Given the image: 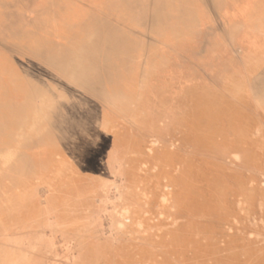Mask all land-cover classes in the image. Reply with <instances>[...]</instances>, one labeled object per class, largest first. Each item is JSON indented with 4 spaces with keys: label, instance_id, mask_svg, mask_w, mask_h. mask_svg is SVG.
I'll return each instance as SVG.
<instances>
[{
    "label": "rangeland",
    "instance_id": "1",
    "mask_svg": "<svg viewBox=\"0 0 264 264\" xmlns=\"http://www.w3.org/2000/svg\"><path fill=\"white\" fill-rule=\"evenodd\" d=\"M61 1L80 15L72 34L90 27L88 14L106 18L100 0ZM151 1L145 5L153 10ZM198 2L167 5L168 17L154 13L149 22L161 27L153 36L106 18L117 32H132L142 51L93 78L103 99L73 70L59 79L62 61L47 67L38 62L43 55L0 38V66L16 67L15 59L88 106L50 123L42 100L23 95L12 120L24 129L16 122L11 135H0V264H264V18L256 26L250 20L264 0L247 8L206 0L229 4L221 18L213 7L192 15ZM33 12L24 19H35ZM47 31L35 36L56 48L70 36ZM87 32L90 44L112 35L104 27ZM72 37L76 61L87 67L94 56L90 67H104L94 45L81 49ZM120 43L100 44L121 57ZM6 100L12 95L0 97ZM34 135L40 139L20 148L22 137Z\"/></svg>",
    "mask_w": 264,
    "mask_h": 264
},
{
    "label": "bare ground",
    "instance_id": "2",
    "mask_svg": "<svg viewBox=\"0 0 264 264\" xmlns=\"http://www.w3.org/2000/svg\"><path fill=\"white\" fill-rule=\"evenodd\" d=\"M148 1L150 0H100V2L97 3V6L98 7L102 6L101 9L103 11L104 16H106L107 19H111V17L114 16L113 18H115V23L117 20L118 24L127 22V20L132 21L134 25H137V27L139 28H145L148 31V34L153 36V33H155L156 30L161 27V26L155 27L152 24H150L149 20L151 21L152 16L156 15L154 13H158L162 17H168L171 13H169V11L167 10V7L174 6L176 5V3L183 2L185 0H152L151 2H154L158 5L153 10L149 8V6L145 5L148 3ZM229 1L231 2V4L235 6V8H239V7L247 8V6H249V3H250V0H229ZM90 3H92V5H96L95 0H91ZM63 5L64 4L62 3L61 0H6L4 2L0 1V38L13 44L15 47H17L21 51L23 50L27 51L33 57L34 56L37 57V55L38 56L43 55L41 59L38 58V62H40L42 65H46L47 67L54 66L56 65V62L62 61V63L65 65L66 71L63 73V75L58 76L59 79L67 78L68 76L72 78V70H73V75L75 77L81 78L80 85L83 88L85 87L89 89V91L92 94H95L99 99H103L105 98L106 93H104L101 90V84L95 83L93 78L95 77L101 78V77H105L108 75H112L111 73L114 67L121 60L122 61L126 60V58H128L127 56L128 53L135 55V54H139L142 51L141 43L137 41L135 42L132 41L133 39L132 32L128 34L127 33L125 34L122 31L117 32V30H114L115 28H113L111 24L108 23V20L106 18L105 19L97 18L96 16H90L91 14L90 15L88 14L86 18L87 17L89 18L85 19L86 21L90 20L91 24H89V21L87 22L90 27L80 28L81 30H78V32L75 30L76 34L73 33L74 34L73 35L72 32L74 30L72 31V25L74 27L77 21H75V23L73 24L72 20L77 19L76 17H78L79 13L76 12L77 10L75 8H73L75 10L74 11L72 7L70 8V10H66L63 8ZM227 5L229 4L226 2H224L223 4L219 3L214 8V4H211L209 6L206 0H199L198 4L194 6L191 5L190 8L192 9L193 14L192 13L190 14L202 15V13L204 14V11L207 10L209 7L210 8L213 7L216 11V15L219 17L220 16L223 17L226 12L225 7ZM52 7L55 8V11L58 14V16L50 15L51 13L50 11ZM136 8H141V11L139 14L137 13L135 15L133 13V10ZM31 10H33L36 13L35 14L36 17L35 19L32 18L33 20L26 21L23 15ZM8 13H10V16L12 17L6 18V15ZM263 15H264V7L254 10L252 17L250 19L252 26H256L255 23L258 21V19L263 20L264 18ZM82 16L85 17L84 15ZM158 21L160 22V20ZM103 27L107 28L109 31H112L111 32L112 35H110L109 37L107 34H106L107 36L103 35L104 37L99 39L100 41L96 40L95 43L90 44L88 40L86 39V36L88 35L87 31L88 30L92 31V30H97V29L100 30ZM50 28L53 30V34L51 36L57 37V38L60 34H62L63 29L68 30V32L70 33V36L64 37L65 44H63V46L59 44L61 47L56 48L55 46H58L57 45L58 43L57 44L56 42L53 43L51 39L49 40V42H47L49 38L47 39L45 38L46 39L45 42L43 39V43H42L41 36H39V38L35 36L36 31H43V29L44 31L45 29L47 30L49 29L50 31L51 30ZM167 35H166V38H167ZM72 36H74V39H76V41L79 43L81 49H87L89 47H93L94 45L98 50V54H100V56H97L98 58L97 57L96 58L101 59L102 62L104 61V67L101 69L91 68L90 66H92V63L94 61V56L90 57V55L86 56V55L79 54L80 58L81 57L91 58L89 61L91 65L87 67H85L83 63L81 64V62L76 61V59L72 57V56H77V55L72 54V45H75V42L72 41V38H73ZM118 39L121 41V43L119 44V48H123L125 52L124 56L110 57L108 48L102 47L100 43H104L105 45V42L111 41V44H112V42L115 43L116 41H118ZM36 40L38 41L39 45L37 47H32L31 43ZM47 49L48 50L50 49L49 53L47 52ZM57 49H59L58 50L59 53L55 51ZM150 54L153 55V53H150ZM1 56L6 59H9L8 56H7L8 58L4 55H1ZM12 61L18 66L16 67L0 66V97L2 95L10 94L12 95L11 101H13L11 102V101L6 100L5 102H2V103L0 102V114H3V116H0V135L3 136L1 139H3L5 135H8L9 132L11 133V130L15 128L16 126V122L20 124L19 125L20 129H22L24 126L22 121L18 120V117L16 119L17 121L15 120L14 122L13 121L14 119L12 120V118L18 111L17 106L19 102L23 99V95L33 94L34 97L40 98L42 100L43 112L41 114L45 115L47 118L46 119L47 122H50V123H54L58 117L66 116L67 113L69 114L72 111L73 107L81 108L86 105L84 104L82 106L80 101L77 99L75 94L72 93V91H65L64 93L63 92L61 93V91L59 90L57 86L47 85L45 83L44 78L40 77L39 79L35 77L33 73L30 72L28 69L24 68L23 65L18 64L19 62L17 60L14 59ZM72 66L74 68H72ZM128 66H129V69H133L134 67H136V64L131 63ZM117 75L119 77H122L121 73ZM4 78L12 79V81H14L12 86L6 83H2L1 81ZM17 82L19 83L18 88H17V84L16 86H13ZM29 87H32L31 91L27 89ZM64 96H68L71 99V101L70 102L64 101ZM26 103L28 102L26 101ZM86 107L88 109L87 105ZM24 110L26 111V109ZM23 113L24 111L22 112V114ZM29 125L30 124L28 123V126ZM51 137L59 138V137H56V135L51 136ZM1 139L0 141H2ZM38 139H40L39 135H34V137H26V136L22 137L20 140L21 142L20 148L23 145H30L32 140L34 141ZM7 143L8 142L5 140L2 142V144L4 145Z\"/></svg>",
    "mask_w": 264,
    "mask_h": 264
}]
</instances>
